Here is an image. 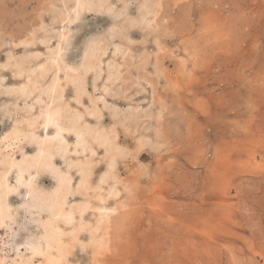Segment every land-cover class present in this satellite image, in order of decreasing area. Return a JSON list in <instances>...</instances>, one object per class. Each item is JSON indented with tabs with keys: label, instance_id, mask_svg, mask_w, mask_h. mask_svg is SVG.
<instances>
[{
	"label": "rangeland",
	"instance_id": "374dc122",
	"mask_svg": "<svg viewBox=\"0 0 264 264\" xmlns=\"http://www.w3.org/2000/svg\"><path fill=\"white\" fill-rule=\"evenodd\" d=\"M65 1L68 7L73 5V0H0V80L4 77L0 148L4 147L3 136L17 122L26 128L20 121L35 116L41 108L38 91L32 97L12 91L24 82L14 75L15 61L24 59L29 65L25 58L30 52L43 53L41 58H46L47 45L55 46L59 33L65 31L70 39L64 60L82 70L83 55L93 39L100 37L106 52L101 57L100 78L95 79V71L86 78L88 94H83V106L73 101V83L66 85L65 98L83 111L84 106L93 108L92 100L97 99L104 112L101 125L115 123L112 135L118 131L115 141L122 152L116 156V180L110 177L103 188H117L119 194L109 197L107 204L118 207V216L114 215L109 235L106 230L97 234L107 235L110 246L103 250L92 245L91 230L98 221L94 207L99 201L93 197V188L88 192L79 188L81 175L72 168L74 190H78L69 202L89 200L90 208L83 214L85 227L79 233L84 244L73 247L70 264H264V0H126L125 15L86 13L73 25L59 17ZM145 1L159 11L158 22H143ZM157 1L160 6L155 5ZM113 3L115 11L124 6L123 1ZM34 34L40 38L36 44H20ZM109 64L120 66L116 81L106 80ZM99 96H105L108 108ZM42 97L48 99L47 94ZM37 131L44 133L42 127ZM67 138L74 149L75 136ZM24 140L11 151L18 158L20 149L29 154L36 151V143ZM83 155L72 152L68 158L84 159ZM93 162L97 168L93 165L90 184L96 187L109 162L103 147H97ZM55 163L67 170L62 156H56ZM44 172L36 178V188L53 191L55 174ZM14 177L16 171L10 175L13 184ZM24 188L11 195L16 216L7 220L0 235L14 234L11 255L30 256L29 241L42 234L39 231H44L49 212L41 214V206L48 209L47 204Z\"/></svg>",
	"mask_w": 264,
	"mask_h": 264
},
{
	"label": "bare ground",
	"instance_id": "6f19581e",
	"mask_svg": "<svg viewBox=\"0 0 264 264\" xmlns=\"http://www.w3.org/2000/svg\"><path fill=\"white\" fill-rule=\"evenodd\" d=\"M113 1L114 0H73V5L71 7H68L69 5L67 6V1H65V6L62 7V10H60L61 13L59 14V17L66 24L73 25L76 22H78L79 19L86 13L98 14L101 16L102 15L110 16L111 13L116 12L117 16L125 15L126 14L125 11H128L127 8L129 6V4L126 2V0H116V1H123V3H124V6L121 7L122 9H120V11L119 10L115 11L116 6L114 5L115 3H113ZM143 4L145 6V11L143 13L144 14L143 15V19H144L143 22H146L147 24H152L151 21H153V23L158 22L157 16H158L159 11L156 8L154 9V7L152 5H150V6L147 5L146 1ZM159 4H161V1H160V3L157 1V3L155 5H159ZM159 6H158V8H159ZM162 8H163V6H162ZM149 15L152 16L151 19H149ZM130 19H131V17H130ZM133 22L130 21L129 23L133 24ZM134 24H135V22H134ZM112 25H113V23H112ZM39 26H40V24H39ZM130 26H132V25H130ZM115 27L116 26L114 25L113 28H115ZM125 27H127V26H125ZM128 27H129V25H128ZM41 28L44 30L46 29L45 25H42ZM45 31L48 32L47 30H45ZM50 38H53V36H51ZM39 39L40 38L36 37V35L34 34L33 37H31V38H26V39H23L21 41L19 39V41H20V44L28 45V44H36L37 40H39ZM69 39H70L69 34L66 33L65 31L64 32L62 31L59 33V35L57 37V43L55 46H49V44L47 45V51H48L47 53L48 54L45 55L46 58H44V59L41 58V56H43V53L30 52L28 55V59L25 58V60L30 62V63L28 62L29 65L26 64L27 62L25 63L23 57H22L23 60L17 59L15 61V64H14L17 67V70L14 72L16 79L18 80L19 78L23 77L24 82H22L20 85H14L12 91H21V93H23L26 97H30V96L32 97V94L34 92L38 91L39 95H37L38 96L37 102H38V104L40 103L41 108H40V112L38 114H35V116H32L29 118V115H28V117H24V119H22V121H20L21 123H26V128L20 127V123L17 122L16 125L14 124L15 126L12 130H10L7 133L5 132L6 134L3 136L2 140H1L4 147H2V149L0 148V164L2 165V171L0 170L1 171L0 172V230L4 226V224H6L8 219H14V217L16 216L15 213L13 212L14 207L10 202V198H11V195H13L14 193H16V192L19 193L21 191L19 189L22 186H24L25 188L27 186L29 193L34 194L35 198H37L40 201H44L45 204H47L48 209H45V207L42 208L43 206H41L40 210L42 209V211L41 212H40V210H38V211L41 214L44 210L48 211L49 213H46V214H49V215H48V218L45 219L44 220L45 222L43 223L44 231H42V232L39 231L42 234H40L39 237H37V238L35 237V239H31L29 241V246H30V250H31V251L29 250L31 252L30 256H28V255L26 256L20 252L16 253V255H11V253L9 252V247H10V241H11L14 234L8 233L7 237H5V238L3 237L4 235L3 236L0 235V242L3 245V250L0 249L1 252L3 251L1 253L2 256L0 257V264H70L69 255L73 251L72 250L73 247L76 244H80V245L84 244L82 242V240L80 239L81 237H79V233H80V230H82V228L85 227L84 226L85 223L83 221L84 220L83 214L88 207L90 208V203H89L90 201L89 200H88V202H83V201L82 202H76V203L75 202H73V203L69 202L70 195L71 194L74 195V193L76 192L75 190L77 189L76 188L74 190V186H73V179H75V178H73L74 176L71 173V170H73L72 168H77L78 172L81 175V177H79V175H78V177L81 178V180L79 181L80 184L78 185L79 188H81L82 190L87 191V192L93 188L92 190L95 191V195H93V197L99 201V204L96 207H94L95 209H97L98 221H97L96 225L93 226V229L91 230L90 243L92 245L98 247V248L100 247L103 249V247L104 246L107 247L109 245V242H110V241L105 239V236H107L105 234H108L110 232L109 231V229L111 227L110 225H111L112 221L114 220V215L118 212V207L115 205L114 206L108 205L107 201H108V199H110L109 197L117 196L119 194V192L115 186L111 187L109 190H106L107 188L104 189L103 185H104V183L108 182L110 177L115 178V180H116V175L114 174V170H115V167L117 164L116 156L118 155V153L122 152V150H121L122 146L115 141V140H119V138L116 139V135H117L118 131L116 130L117 132H115V134L112 135V133H114V126L113 125L115 123L112 124L113 127L112 126L107 127V126L101 125V120H102V116H103L104 112L102 114L103 109L101 107H99L98 102L95 101L97 99L92 100V104L94 105L93 108H90L88 106H84L85 109H86V107H87V109L85 111V109L83 108L84 109V111H83V110L79 109L78 106L74 107L71 104V102H69L70 100L67 101L65 98V92L67 89L66 85L69 83H73L75 86V91H76L75 97H72L73 101H75L79 105L82 104V106H83V104H84L83 103V94H86V95L88 94L87 93L88 91L86 92V89H87L86 78L94 71L96 72L95 79L100 78V71H101L100 67H101V62H102L101 57L103 54L106 53L105 52V45H104V43H102L103 41L100 37L93 39V42H92L93 44L90 47L88 46L89 49L86 50L85 55H83V57H84L83 69L78 70V68L74 67L71 64H67L64 60V58L66 57V54H64V53L67 49L66 46L69 45L68 44ZM46 40H48V39H45V41ZM45 41L43 40V42H45ZM157 47H159V46H157ZM164 48L165 47H163V49ZM64 55H65V57H64ZM7 57H8V60L10 61L12 58V55H10L8 53ZM191 57H193V56L191 55ZM156 58H158V57H156ZM112 60H115V59L112 58ZM8 63L9 62H7L6 65H2V67L5 68L6 66H8ZM25 64L27 65L26 68L24 67ZM124 65H127V64H124ZM159 65H163V64L160 63V64H158V66ZM80 66H82V61L80 63ZM118 67L120 68L119 65L115 66V65L109 64V70H108L109 71V73H108L109 77H108V79H106L108 82L111 80H114V79H115V81L118 80L117 78L119 76L117 75V72H116V70L119 69ZM160 68H162V67H159V69ZM102 72L103 71H101V73ZM119 73H120V71H119ZM139 75H140V79H141V74H139ZM143 76H144V74L142 75V77ZM146 76H147V74H146ZM47 77H49V80L46 81ZM145 78L149 79V77L148 78L145 77ZM149 83H151V82H149ZM156 83H154V85H156ZM3 85H4V77H2L0 80V86H1L0 88L1 89H3L2 88ZM104 87H105L104 90L109 92L108 87H106V86H104ZM1 89H0V93H2ZM4 90H5V88H4ZM153 92H152V94H153ZM156 92H159V91L156 90ZM42 93L47 94V96H48L47 100L42 97ZM100 99H101L100 101L101 102L103 101V103H104V108H108L110 106L108 104L107 100L105 99V96H101ZM157 100L154 99V101H156V102H157ZM33 106H35V105H33ZM33 106H32V108H33ZM112 108L113 107H111L110 109H112ZM129 108H130V106H129ZM133 109H135V108L133 107ZM139 110H140V108H139ZM38 111H39V108H38ZM142 112H144V111H142ZM114 113H115V111H114ZM130 114H131V112H130ZM130 114H129V116L131 117L132 114L131 115ZM87 115L90 116L91 118H94V121L96 120L97 122L92 123L91 121H89L86 117ZM162 115H164V112ZM151 116H153V115H151ZM164 117H165V115H164ZM121 123H122V121H121ZM39 127L40 128L42 127V129L44 131L43 134L38 133L37 129H39ZM156 128H158V127H156ZM135 129H136V127H135ZM122 130H124V127ZM156 130H158V129H156ZM134 133H135V131H134ZM130 134L132 135V133H130ZM67 135L75 136L76 140L74 142V144H75L74 149H70L71 143L68 140ZM138 136H139V134H138ZM156 136H154V137H156ZM143 137H141V138H143ZM134 138L135 137H133V139ZM24 139H28L30 142L36 143L37 144V147L35 148L36 151L33 154H29L26 152H22L21 149L19 148L22 153H20V151L18 152L19 154H17V155L21 154V157L18 158L14 154L15 152L12 154L11 151L14 149L16 144L21 143ZM72 139H73V137H72ZM138 140H139V138H138ZM122 144H123V142H122ZM123 145H125V144H123ZM136 145L138 146L139 144L136 143ZM32 146H34V145H32ZM23 147H24V145H23ZM97 147H103L105 149L106 157L108 158L109 162H108L107 170L103 171L104 173L101 172L102 175L99 176L100 180H99L98 185L97 186L93 185L96 187H91L92 184H90V178H91L90 176L93 172V169L96 167L94 165L93 159H94V155L97 153ZM124 147H123V149H124ZM138 147H140V145ZM138 147H137V149H138ZM126 148H127V146H126ZM135 148H136V146H135ZM23 150H25V149L23 148ZM27 152H29V151H27ZM72 152H74L75 154H84L85 158L84 159L78 158L77 160H74V159L70 160L71 157L68 158V155ZM58 155H60V157L62 156L65 159V162L67 163V170H62L59 168L58 165H56L57 162L55 163V158ZM104 161H105V159H104ZM93 165H94V168H93ZM45 170H51L55 174L54 176L56 177V182H55L56 188L53 189V191H52V189H51V191H47L45 189L41 190L39 188H36L35 183H38V182H36L38 180L36 178L41 176L40 174H42ZM14 171H16V173H17V178L14 177L17 179L15 184L11 183V181H10V175ZM75 171H74V173H75ZM33 173H35V174H33ZM26 174L29 176L28 179H25ZM119 181H121V180H119ZM126 182L128 183V181H126ZM128 185H130V184H128ZM50 187H52V186H50ZM54 187H55V185H54ZM103 190H105L106 192L105 191L103 192ZM24 192H26V190H24ZM28 192H27V194H28ZM20 197H21V195H20ZM22 197H23V195H22ZM26 197H27V195H26ZM28 197H29V195H28ZM85 198H88V197H85ZM92 198H90V200ZM24 199H25V196H24ZM33 201H34V199H33ZM24 204H28V203H24ZM24 204H22V206H24ZM91 204H92V201H91ZM19 206H21V205H19ZM26 207H27V205H26ZM16 210H15V212H17ZM34 210H35V208H34ZM78 214H80V215H78ZM28 215H30V214H28ZM117 216H118V213H117ZM116 220H119V219H116ZM28 221H30V219ZM9 224H10V222H9ZM114 224H116V222ZM90 225H91V223H90ZM117 225H119V224H117ZM101 230L107 231V233L105 231V234H104L105 236L102 235L100 237L99 235H97V234H99V232ZM25 241H26V239H25ZM90 243H88V244H90ZM18 247L20 250L21 244L18 245ZM94 255H95V252H94ZM98 264H99V262H98Z\"/></svg>",
	"mask_w": 264,
	"mask_h": 264
}]
</instances>
